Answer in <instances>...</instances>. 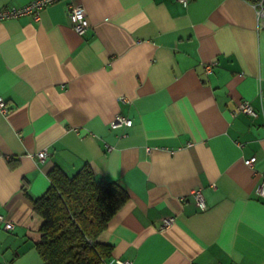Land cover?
<instances>
[{
    "label": "crops",
    "instance_id": "0c3cea01",
    "mask_svg": "<svg viewBox=\"0 0 264 264\" xmlns=\"http://www.w3.org/2000/svg\"><path fill=\"white\" fill-rule=\"evenodd\" d=\"M0 97V214L13 224L0 221V264H43L31 198L52 167L85 164L129 195L96 237L102 264H264V26L251 0H59L38 20H1ZM244 99L254 115L233 113ZM116 114L131 125L111 127Z\"/></svg>",
    "mask_w": 264,
    "mask_h": 264
},
{
    "label": "trees",
    "instance_id": "16d2710c",
    "mask_svg": "<svg viewBox=\"0 0 264 264\" xmlns=\"http://www.w3.org/2000/svg\"><path fill=\"white\" fill-rule=\"evenodd\" d=\"M50 184L31 198L43 220L35 247L43 264H102L110 248L96 241L108 220L128 200L113 180L97 178L85 164L67 175L55 166Z\"/></svg>",
    "mask_w": 264,
    "mask_h": 264
},
{
    "label": "built area",
    "instance_id": "2783aa9c",
    "mask_svg": "<svg viewBox=\"0 0 264 264\" xmlns=\"http://www.w3.org/2000/svg\"><path fill=\"white\" fill-rule=\"evenodd\" d=\"M59 0H30L21 5H11V6H0V21L7 18L19 17L22 15H30L34 20L40 18V10L46 5L52 4ZM183 5H187L191 0H177ZM252 4L256 9V17L259 25L264 26V0H251ZM67 15L72 22L73 29L80 35H83L86 30L89 28L90 23L86 16V12L82 5L80 4H68L67 6ZM0 110L5 112L7 110L5 101L0 97ZM233 113H243L246 115H254L255 111L248 100H241L233 110ZM132 120L128 117H125L121 114H116L113 119L110 121L111 127H116L118 125H131ZM110 149V147H108ZM47 156V150L41 149L36 153L37 160L43 162ZM244 162L252 167L254 160L252 157L246 158ZM256 193L258 195H264V177L257 184ZM194 196L198 201V204L204 208L202 195L197 189L194 191ZM0 221H4V228L9 230L12 228L13 224L10 221L4 219V216L0 214ZM167 222V221H165ZM125 264L127 262H124Z\"/></svg>",
    "mask_w": 264,
    "mask_h": 264
}]
</instances>
